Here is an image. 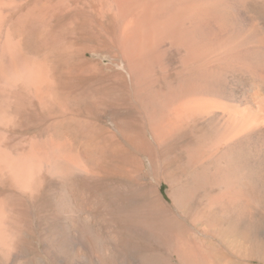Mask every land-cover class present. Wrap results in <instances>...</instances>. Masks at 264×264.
<instances>
[{
    "label": "bare ground",
    "instance_id": "bare-ground-1",
    "mask_svg": "<svg viewBox=\"0 0 264 264\" xmlns=\"http://www.w3.org/2000/svg\"><path fill=\"white\" fill-rule=\"evenodd\" d=\"M228 254L264 264V0H0V264Z\"/></svg>",
    "mask_w": 264,
    "mask_h": 264
},
{
    "label": "rangeland",
    "instance_id": "rangeland-1",
    "mask_svg": "<svg viewBox=\"0 0 264 264\" xmlns=\"http://www.w3.org/2000/svg\"><path fill=\"white\" fill-rule=\"evenodd\" d=\"M105 121H106V119H104ZM149 179V175H148V178H147V180ZM167 186H163L162 187V191L164 192V193H166V191H167ZM162 249V248H161ZM160 249V251L161 252H164V250L162 249L161 250ZM223 249H224V247H223ZM226 250V252H228V249H225ZM227 260H229V261H232L233 263H236V264H239L240 263V260H236L234 257H232L231 256V258H230V254H228V257H227ZM170 261H171V263L172 264H179V262L177 261V259H176V257H170ZM129 262V261H128ZM50 264V263H49ZM125 264H133V263H131V262H129V263H125Z\"/></svg>",
    "mask_w": 264,
    "mask_h": 264
}]
</instances>
